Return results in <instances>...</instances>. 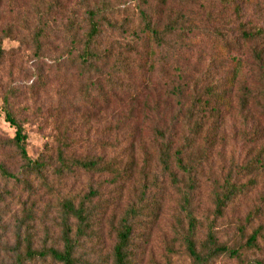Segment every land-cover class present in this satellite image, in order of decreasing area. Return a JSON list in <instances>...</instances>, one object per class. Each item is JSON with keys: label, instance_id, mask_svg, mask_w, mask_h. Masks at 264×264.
<instances>
[{"label": "trees", "instance_id": "1", "mask_svg": "<svg viewBox=\"0 0 264 264\" xmlns=\"http://www.w3.org/2000/svg\"><path fill=\"white\" fill-rule=\"evenodd\" d=\"M4 1L0 0V60L6 56L2 41L22 34L37 60L55 53L65 74L71 76L72 69V78L83 82L84 110L94 112L82 117L85 124L101 117L110 123L81 149L68 120L67 127L57 129L55 154L49 160L32 158L27 122L14 112L13 96L3 97L5 119L15 133L0 136V179L27 193L28 199L43 190L50 197L47 209L55 207L59 221L58 234L46 232L38 242L28 222L33 213H23L17 220L10 264H142L145 236L151 235L167 206L159 191L165 185L175 198V241L185 264L225 259L264 264V222L254 223L257 210H249L234 224L233 236L223 230L227 210L252 188L254 178L241 182L234 177L236 167L210 185L202 179L209 130L225 114L238 106L254 108L258 119L264 118V49L256 42L263 39L262 31L251 32L242 25L233 35L226 24H219L222 11L233 8L240 16L242 6L252 0H9L16 7L8 14L19 15L22 9L28 17L14 26L2 23ZM255 1L264 7V0ZM197 37L214 48L204 74L192 62ZM244 48L252 59L248 67L235 55ZM60 103L54 108L56 121L62 117ZM120 137L129 139L131 146L126 159L118 151ZM246 171L264 172L262 152L241 166L240 172ZM80 173L101 182L92 183L84 194H63L49 180ZM103 185L110 191L111 186L130 189L124 211L117 213ZM204 185L212 194L206 212L198 202ZM111 233L113 246L103 253L104 235Z\"/></svg>", "mask_w": 264, "mask_h": 264}, {"label": "rangeland", "instance_id": "2", "mask_svg": "<svg viewBox=\"0 0 264 264\" xmlns=\"http://www.w3.org/2000/svg\"><path fill=\"white\" fill-rule=\"evenodd\" d=\"M4 2L5 5L1 7L6 10V18L2 21L3 24L8 23L14 26L26 22L27 13L19 8L22 11L21 14L17 15V11L8 14L7 11L15 5L8 4L9 0ZM7 5L9 6L7 7ZM233 11V8L222 11V14L219 15L220 19L218 17L219 24L221 21L222 24H226L228 26L226 29L233 35L240 30L242 25L251 32L261 29L263 39H257L256 42L259 50L264 49V7L252 0L242 6L240 16L234 14ZM30 29L32 31V26ZM56 36L60 38L62 34L56 33ZM198 40L192 53V62L197 63V69L204 74L207 71L209 58L214 48L210 41H202V38H198ZM2 46L6 51V56L0 60V136L10 138L15 133L14 128L5 119L3 109V97L8 94L13 96L10 98V102L13 104L14 112L27 122L25 124L28 134L27 150L32 158L41 156L49 160L55 154L57 129L59 126L67 127L68 120H70L68 127L74 131L73 136L77 138L81 149L89 146L85 143L89 138L93 139L99 131H103L110 125L103 117L85 124L82 117L85 114L92 115L94 112L90 108L84 110V93L86 90L83 87V82H78L72 78V69L70 70L71 76L69 73L68 75L65 74L55 60V53L47 52L44 59L37 60L32 53L30 44L25 43L22 34L17 37L5 38L2 41ZM235 55H240L246 61L247 67L251 65L252 59L246 48L235 53ZM59 103L63 107V112L62 117L56 121L57 111L54 108ZM219 121L222 122L217 127H212L208 133L206 154L203 156L206 162L202 179L210 185L213 181L220 179L222 173L234 171L236 167L234 177L240 179L241 182L254 178L251 181L254 182L252 188L238 197L223 218V230L233 236L234 224L244 218L251 209L257 210L255 211L256 222L254 223H258L259 220L264 222V172L260 174L252 172L251 175H247L248 171L240 172L242 165L250 163L260 152L264 154V118L258 119V111L254 108L241 110L236 106ZM113 127L114 124L112 123L111 128ZM117 144L120 155L126 159L127 153L131 149L129 139L120 137ZM139 151L138 143H135L134 152L136 156L139 155ZM49 180L55 181L63 194H84L89 190L92 183L96 185L101 182L97 176L81 175V173L80 175L66 174L62 178L51 176ZM209 185L203 186V191L198 197V202L205 212L208 207L210 208V201L212 202V194L207 187ZM103 187L102 192L111 194L117 213L124 211L129 203L130 189L118 190L123 185L111 186V191L106 185ZM164 188V190L159 188V191L165 194L167 206L154 224L151 235L145 236L147 242L142 250L144 252L142 264H185L180 258L181 249L178 248L175 241V230L179 226L175 198L169 195L168 185H165ZM0 191H2L3 197V200L0 201V264H10V248L14 244L17 220L21 219L23 213H33V218L28 222L35 227L38 242L44 238L46 232H53L57 235L59 221L55 207L47 209V202L50 201V197L46 193L44 194L43 190H39L36 195L28 199L27 193L21 192L20 189L12 185L6 186L0 179ZM103 242V253H107L113 246L114 233H111V237L110 234H105ZM262 254L264 251L261 252ZM87 256L89 257V255ZM261 259H264V256ZM28 264L54 263L37 261ZM217 264L239 263L225 259Z\"/></svg>", "mask_w": 264, "mask_h": 264}]
</instances>
